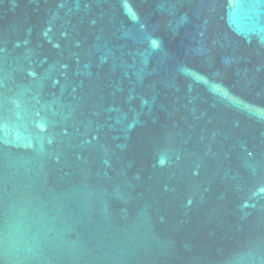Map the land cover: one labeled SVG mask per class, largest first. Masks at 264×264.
Wrapping results in <instances>:
<instances>
[{
	"label": "water",
	"instance_id": "95a60500",
	"mask_svg": "<svg viewBox=\"0 0 264 264\" xmlns=\"http://www.w3.org/2000/svg\"><path fill=\"white\" fill-rule=\"evenodd\" d=\"M0 264H264V0H0Z\"/></svg>",
	"mask_w": 264,
	"mask_h": 264
}]
</instances>
